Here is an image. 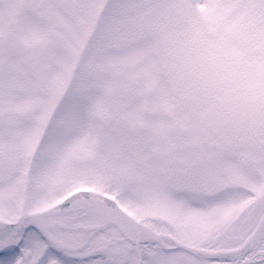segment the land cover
<instances>
[{
	"label": "snow or ice",
	"instance_id": "snow-or-ice-1",
	"mask_svg": "<svg viewBox=\"0 0 264 264\" xmlns=\"http://www.w3.org/2000/svg\"><path fill=\"white\" fill-rule=\"evenodd\" d=\"M0 264H264V0H0Z\"/></svg>",
	"mask_w": 264,
	"mask_h": 264
}]
</instances>
